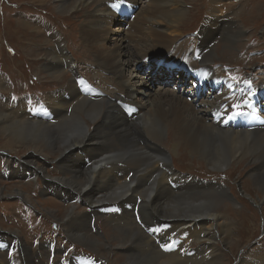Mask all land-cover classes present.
Here are the masks:
<instances>
[{"label": "bare ground", "instance_id": "1", "mask_svg": "<svg viewBox=\"0 0 264 264\" xmlns=\"http://www.w3.org/2000/svg\"><path fill=\"white\" fill-rule=\"evenodd\" d=\"M131 1L141 2L140 0ZM60 2L58 9L62 15L77 10L81 6L83 8L93 4L97 5V10L87 12L83 21L81 30L85 36L88 35V39L98 38L101 30L106 27L105 23H109L115 15L112 12V6H115L116 0H60ZM179 3H182V6L185 4L183 0H151L141 7L138 20L130 25L131 29L136 28V30L127 33L130 35L129 40H142L143 35L136 33L143 31L146 27L160 25V28H150L153 33L150 34L147 31L150 35L143 45L132 44L127 41V35L121 36L119 44L124 51L121 53L124 55L123 58H126L125 61L123 58H119L120 53L115 55L106 51L98 53L97 58L94 57L95 62L90 67L91 73L86 74L90 75L92 79H95L97 74L101 79V88L105 97L99 101L88 98L93 93L94 86L91 82L94 80L90 79L91 82H89L84 78L85 80H82L80 85L82 88L77 87L74 78L80 74L77 73L76 63L73 57L68 54L66 45L63 46L61 35L56 34L57 29L49 28L50 36L56 41L57 50L53 52V58L48 62L50 66L54 67L46 64L43 70L51 71L56 76H62L61 83L54 82L57 84L58 90L46 93L44 97L40 98V104H35L30 98L16 96L12 100L10 111L6 110V112L13 113L11 115L0 109V135L5 141L2 148H6L2 150H16V148H21L23 152L31 150L28 157L26 156L27 162H18L19 165L23 164L20 165L18 171H13L14 175L31 173V179H35L40 174V169L32 167L29 161L35 158L34 160L38 159V161H44L50 165L51 161H48V158L56 155L58 160L56 161L57 165L54 164V168H57L60 174L54 179L50 178L49 181L52 182L43 181L44 187L50 191V194L48 192L46 194L42 189L39 192L48 195L51 199L67 202V199L62 195H69L75 191L76 193L72 196L73 200L79 199L82 202H87V199L92 196L90 191L92 189L96 191H92L96 195L92 198L96 201L102 200L99 196L102 192L113 193L107 197L119 200L118 204L111 207V210H119L121 214L126 212L131 219V222L126 223V227L111 222L114 225H112L113 232H117L116 241L118 242L115 247L128 252L129 258L123 264H180L185 261L194 263L198 259L204 260L206 264H231V257L227 263L221 261L223 256L217 253L215 240L218 238L225 241L229 249L230 246H240L237 230L242 227V219L233 217V214L226 209L227 205L223 208L224 213L218 212V209H221V202L214 199L216 198L215 193L221 198L230 195L229 187L219 181L209 182L206 180L201 184L194 176L177 174L172 168L174 155L168 150L170 144L174 154L178 155L180 149L189 151L192 155L206 160L216 171H221L230 164H240L244 160L250 159L251 162L256 163L254 166L255 184L258 183L256 185L261 188L264 195V149L258 153L254 146V143L264 144V126L252 122V117L257 116V111L264 104L263 96L258 91H262L263 88L262 86L258 88V85L252 86L248 80L242 84L229 79L225 80L221 71L213 73L209 64L215 52L214 37L218 36L219 39H222L221 37L231 39L234 35L240 37L242 26H237V23L235 24L229 17L220 19L215 16V11L226 7L228 3L223 0H211L207 7L208 10L205 11L207 14L205 23L208 25L204 24L200 32L202 40L200 41L198 36L196 40L188 39L189 41H182L183 43H172L176 36L174 30L179 29V22L186 20V14L183 11L186 6L180 8ZM172 5L176 7H171ZM203 14L204 12L198 22L202 21ZM141 17L144 18V21H141ZM17 19L28 22L25 16ZM118 20L117 23L120 22ZM117 23L113 22L112 25H117ZM149 24L150 26H148ZM170 28L175 29L171 31L172 33H165V30ZM151 39L153 41H149ZM190 41L198 44L197 49L202 52L201 63L191 61L193 51L185 47ZM234 41L236 40L234 39ZM156 42L163 45L168 42L166 45L168 54L171 55L173 52V57L180 56L181 67L178 71L177 69H167L165 63L158 66V62H160L158 59L162 56L149 52L150 60L155 59L154 62H157L151 67L149 75L154 76L157 71L164 69L155 75V82H168V77L175 72L187 77L186 72L183 71L187 67L193 73L194 78L191 81L192 87L188 88V97L171 94L169 91L163 90L160 85L154 89L155 84H153L154 90L162 89L164 92L153 93V97L158 96V99L152 108L147 110L142 104L145 100L142 101L143 96L146 95L145 90L137 91L136 89L139 85L148 82L146 77L150 78L148 75L146 77L143 75L146 69V62L143 59L147 56L143 53H146L148 47ZM130 45L135 46L136 51L130 52L127 58L128 54L125 48ZM72 60L75 63L73 69H69L70 67L66 69L65 67ZM168 60H170L169 57ZM130 66L135 75L133 81L130 72L129 76H126L127 67L130 68ZM29 67L32 70L34 68L33 65H29ZM199 67L202 68L199 69ZM82 69L80 67V70ZM72 71L76 73V76L66 80ZM160 73L163 76H160ZM205 78H210L212 81L208 86L214 92L208 99L188 102L190 96H195L194 99H196L197 96L194 93L206 86ZM181 82H186V79ZM10 86L9 84L8 91ZM6 92L1 93V99H11L2 98L7 96ZM135 94L138 96V99L135 98L139 100L138 102L134 101ZM147 95L150 96L151 92L147 91ZM153 101L154 99L151 103ZM131 105L134 107L133 110H131ZM255 105L256 108H254ZM16 107L19 108L15 109ZM246 112L249 115L244 117ZM16 116L19 118L16 119ZM93 125H95L94 128H92ZM240 139L250 140V143H238L233 150L224 146L227 142L233 141L234 143ZM262 146L264 148V145ZM82 152L86 153L84 160ZM6 161L8 162V159ZM10 161L13 160L10 158ZM10 161L8 162L9 166H11ZM43 170L46 172L45 168ZM26 191L27 189H24L23 186H19L10 190L4 189V193L1 195H19ZM49 197L42 198L40 195V200L46 203L51 200L48 199ZM29 201L36 202L32 197H29ZM260 201L261 198L258 201L255 200L256 203ZM39 204H41L40 201ZM135 206H138L139 220L134 214ZM75 207L72 204L67 208V215L63 216L65 224L70 225L69 234L72 240L97 244L99 242L97 238L87 230L85 231L89 218L78 221L75 217L78 212L74 210ZM48 211L59 212L51 209ZM114 213L116 212L114 211ZM98 217L99 214H95L89 221L92 223V218L96 219V224L92 223V227L94 225V229L96 228V231L99 232ZM217 228L222 230V233L219 231L218 236L215 233ZM164 235H167L166 241L170 237L187 238L188 240L184 242L186 247L189 244H198L195 248H198L197 255H200L192 259L184 258L181 255L183 242L180 241L177 245L172 246L167 253L154 257L153 248L157 246L155 245L156 239L163 238ZM13 237L18 240V246L21 248L20 257H16V264H23V262L24 264H34L33 257L38 259V264H47L35 253L32 255L31 248L23 246L18 236ZM230 237H233V241L230 240ZM0 245L3 248H9L10 245V242L4 238V230L1 227ZM125 245H129L130 248L122 247ZM213 247L215 252L211 251ZM207 251L210 252L208 256ZM239 252L241 253L240 258H235L236 262L233 264H264L263 251L261 256H248L249 259L246 251L240 250ZM61 261L69 262L66 258ZM0 263L7 264L8 261L6 258H2ZM54 264H60V261L54 262ZM91 264L110 263L107 260L104 262L96 260Z\"/></svg>", "mask_w": 264, "mask_h": 264}, {"label": "rangeland", "instance_id": "2", "mask_svg": "<svg viewBox=\"0 0 264 264\" xmlns=\"http://www.w3.org/2000/svg\"><path fill=\"white\" fill-rule=\"evenodd\" d=\"M140 1L141 2L137 3V1L127 0L126 2L130 5L128 7L123 5L120 6L119 11L117 10L115 12L113 18L115 20L112 19L109 21V23H105L106 27L101 30L100 36L96 39H88V35L85 36L81 30L84 23L83 21L87 12H95L97 10V5L93 4L83 8L81 6L77 10L62 15L58 9V4L61 3L60 0H0V96L1 93L7 91V96L2 98H11L8 100H3L0 98V109H3L4 113L11 115L13 113L6 112V110L10 111L12 108V100H14L16 96H22L25 98L28 94H31L34 97L30 99L33 100L35 104H40V98L44 97L46 93H52L58 90V86H56L57 84L54 82L61 83L62 76H56L51 71L45 72L43 70L45 65L48 64L50 59L53 58V52L57 50L55 43L56 41L50 36L51 33L49 34V28L53 27L54 29H57L56 34L59 33L61 35L63 46L66 45L68 54L73 57L76 63L77 73L81 75H78L76 78H74L76 73L72 71L69 73L70 75L66 78V80L74 78L77 87L78 84L81 85V81L85 80L84 78L86 77H88L89 80H94L93 82L86 80L91 82L94 86L93 93L90 94L88 98L96 101L102 100L105 97V94L101 88V79L97 74L95 79H92L91 76L87 74L91 73L90 67L92 66V63L95 62L94 57L97 58L98 53L102 51L114 53L115 55L120 53V59L124 57V55L121 53L124 51L119 44V38L121 36H126L129 31L134 32L136 30V28L131 29V23L138 20L137 17L140 16L141 7L146 3L151 2V0ZM210 1L211 0H183L185 3L184 6L186 7L182 6V3H179L180 8L184 7L183 11L186 14V20L179 22V29L170 28L169 30H165V33H169L175 29L174 32L176 33V36L172 43L176 44V42L178 43L185 40L189 41L188 39L196 40L198 36L200 37V41L202 40V35L200 32L204 24L208 25L205 23L207 19V14L205 11L208 10L207 7ZM223 1L227 2L228 4L224 8H222L220 5V8L222 9L216 10L215 16L219 17L220 19H228V17L233 19V22L235 24L237 23V26H242L240 28L242 32L240 37L234 35L231 39L226 37L225 39H223V37H221L222 39H219L220 37L218 36L214 37L215 39L213 42L215 46H213V48L215 52L212 55L211 61H209L211 71L213 73L216 71H221V74L225 76V80L229 79L239 84H242L248 80L252 86L258 85V88L262 86L264 91V0ZM171 7L176 6L172 5ZM112 8L114 9V6H112ZM130 11L131 15L128 16ZM202 12H204L202 21L198 22L201 19ZM23 16L26 17L28 22H23L22 20L17 19L22 18ZM140 19H142L141 21H144L143 17ZM117 20L120 22L117 23ZM113 22H116L117 25H112ZM148 26H150V24ZM150 28L159 29L160 25H152L149 28H144V30L141 32H137L136 34L143 35L142 40H129L130 35L128 34L127 41L132 44L136 43L143 45L144 41L148 40V36L153 33ZM147 31L150 34L147 33ZM176 37L177 40H175ZM226 39L228 40L226 41ZM234 39L236 41H234ZM149 41L153 40L151 39ZM167 43L168 42L163 45L162 43L156 42L155 44H152L148 47L146 53H143L147 54V56L143 59L144 62H146V69L143 72L145 77L147 75L150 76L149 74L151 73V67L154 66V64H157V62H154L155 59H152L153 61L150 60V57L148 56L149 52L157 53V56L161 55L165 62L170 60L178 62L176 59H178L180 56L177 58L173 57V52H171V55H169L166 48ZM185 47L193 50L194 42H188ZM125 50H127L126 53L128 54V58L130 52L133 53L136 51V47L130 45L129 47H126ZM168 57L170 60L167 61ZM125 60L126 58H123V61ZM165 62H160L159 64L161 65ZM75 63L72 60L65 68L67 69L70 67L69 69H73ZM29 65H33L35 70L34 68L32 70ZM48 66L50 65L48 64ZM80 67L83 69L80 70ZM202 67H199V69ZM131 68V66L130 68L127 67L126 76L128 77L130 72V74L133 76L131 78L133 81L135 75L132 73ZM162 70L164 69L157 71L155 75H158ZM140 74L142 75V73ZM155 75L150 76V78L146 77L145 79L148 82L144 85H139L136 89L137 91H140L141 89L145 90L144 93L146 95L143 96L142 101L144 99L145 100L142 104L147 110H150L158 99V96L153 97V93L158 94V91L166 90L171 94L181 96L184 95V91L192 85L191 78L189 79L183 74H179L177 72L168 77V82L164 81L162 83L158 81L155 82ZM160 76H163V74L160 73ZM186 78L187 80L184 83L185 85L187 84L186 86L179 85L178 82H175H181ZM125 80L127 79L125 78ZM9 84L11 86L9 87L8 91ZM153 84H155L154 89H157V87L160 85L163 87V90H154L152 88ZM147 91L148 93L151 92L150 96L147 95ZM207 91L203 94L205 97L202 95L199 100L208 99L210 97L213 91L211 89ZM261 96L263 95L261 94ZM137 97L138 96L135 94L134 101L138 99ZM191 97L192 96L188 98V102L193 103L191 101ZM153 99L154 101L151 103ZM138 101L139 100H137V102ZM131 102L133 103V100H131ZM18 108L19 107H16L15 109ZM254 108H256V105ZM133 109L134 107L131 105V110ZM263 111L264 106L263 108H259V111H257V116H255L254 119L257 123L261 122L263 124L262 126H264ZM15 118L17 119L19 117L16 116ZM94 127L95 125L92 126V128ZM4 142L3 136L0 135V227L4 230V238L9 241L14 238L13 236H18L21 239L23 246L31 248L30 250L32 255L35 253L41 259H44L47 264H50V259H54L55 257L50 255L49 249V245H51L49 242L53 237H55L58 241L57 253L54 259L55 263L65 258L68 259L67 257L62 258L63 254L68 248L71 250L68 254V257H70L68 263L91 264L92 261L95 263L96 260L98 262H104V260H107L110 264L125 263L126 259L129 258L128 252L125 251V249L120 250L115 247L116 243L118 242L116 241L117 232H113V224L111 222H114L115 225L126 227V223L131 222V219L129 215L126 214V212L121 214L119 210H111V207L118 204L119 201L118 199L116 201L113 198L107 197L113 193H100L99 196L102 198L100 201L93 199L96 197V195L92 192L95 190L92 189L90 190L92 196L91 198L87 199V202H82L79 199L73 200L72 196L74 193H76L75 191H72V193L69 195H62L63 193L60 194L67 199V202L64 200L59 201L51 199L48 195H44V193L42 194V192L39 191L42 189L46 194L47 192L50 194V191H47V189L44 187L43 181L48 180L47 182H52L49 181L50 178L54 179L59 176L60 173L57 171V168H54V164L57 165V156L55 155L56 157L53 156L52 158H48V161H51L50 165L46 164L44 161H38V159L34 160L35 158H32V160L29 161L32 167L40 169V174L35 179H31V173L14 175L13 171H18V169L21 167L20 165L23 164L21 163L19 165L18 162H27L28 159L26 156L28 157V155L31 153V150L26 152H23L21 148H16V150H2L6 149L5 147L2 148ZM246 142L249 144L250 140L245 141L240 139L234 143L231 141L225 143L224 146L227 149L233 150L236 144H243ZM260 145V143H254L256 148L255 151L258 153H261L264 149L262 146L264 144L261 146ZM164 148H169L168 150L174 155L172 168L177 174L183 176H194L201 184L206 180L209 182L219 181L225 183L229 187V193L231 196L227 195L221 198L215 193L216 198L214 199L218 200L219 203H222H220L221 209L219 208L218 212L224 213L223 208L227 205L226 209H228L233 214V217L241 218L243 223L242 227L237 230L240 246H230L229 249V246L225 241H222L218 238L215 240L217 253H220L223 256L221 261L227 263L228 259L231 257L230 261L231 264H233L236 262L235 258H240V250L246 251L247 258L248 256H261L264 252V195L261 192V188L257 186L258 183L256 182L257 185L255 184L254 166L256 163L251 162L250 159H246L240 164H230L225 169L216 171L207 163L206 160L201 159L199 156L192 155L189 151L180 149L178 156L177 154H174L171 144L168 146V148ZM82 153V158L84 160L86 153ZM10 158L13 161H10ZM7 159L8 162L10 161L9 164H11V166L8 165V162L6 161ZM41 166L46 169V172H44ZM5 171L11 173L9 175L10 177H4ZM19 186H23L24 189H27V191L24 193H19V195H4L6 197L8 196L7 199L1 195L4 193V189L10 190ZM40 195L42 198L49 197L48 199L51 200H48L46 203H44L42 200H40ZM20 196L22 197V200ZM82 196L85 197L84 195ZM29 197L34 198L36 202L32 203L29 201ZM260 198L261 201L256 203L255 200L258 201ZM39 201L41 204H39ZM72 204L76 206L74 210L78 211L75 215L78 221L83 220V218H85L84 220L88 218L90 219L93 215L99 214L97 227L101 232L94 230V225L92 227V223L89 221V219L88 226L85 229V231L87 230L89 233H91V235L97 238V241H99L97 244H86L81 240H72L69 234L70 225H66L64 222V217L67 215V208L71 207ZM49 209L59 212H49ZM114 211L116 213H114ZM92 219L95 222L94 224H96V219ZM219 231L222 233L221 228H217L215 230L216 236H218ZM183 237L185 236L183 235ZM166 238L167 235H164L163 238H158L161 243H155V245L158 246H156L158 251L156 248H153V255H155L154 257H158L164 253H167L164 249L165 245L168 244L167 248L169 250L172 246L177 245L180 241L183 242V246L181 247V255L184 258L192 259L200 255H197L198 248H195L198 244L194 243L189 244L187 247L184 246V242L188 240L187 238L179 239L178 237H170L167 241ZM230 240L233 241V237H230ZM108 244L111 245L108 246ZM127 246L130 248L129 245L122 247ZM7 248L8 247H0V260L2 258H6L8 261L7 264H10V258H8L7 255ZM209 251H207V256L210 253ZM211 251L215 252L214 247L211 249ZM74 255L77 257H73ZM16 257H20V251L15 252L12 255L15 264ZM33 263L38 264V259L33 257ZM181 263L206 264L204 260L202 261V259H198L197 262L194 263L191 261H185Z\"/></svg>", "mask_w": 264, "mask_h": 264}, {"label": "snow or ice", "instance_id": "3", "mask_svg": "<svg viewBox=\"0 0 264 264\" xmlns=\"http://www.w3.org/2000/svg\"><path fill=\"white\" fill-rule=\"evenodd\" d=\"M236 107H238V106H236ZM0 246H2V245H0Z\"/></svg>", "mask_w": 264, "mask_h": 264}]
</instances>
